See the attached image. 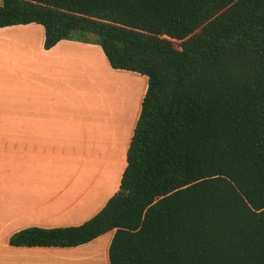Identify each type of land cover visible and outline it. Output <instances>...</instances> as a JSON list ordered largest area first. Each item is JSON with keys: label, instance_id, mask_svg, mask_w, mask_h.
<instances>
[{"label": "trees", "instance_id": "obj_1", "mask_svg": "<svg viewBox=\"0 0 264 264\" xmlns=\"http://www.w3.org/2000/svg\"><path fill=\"white\" fill-rule=\"evenodd\" d=\"M31 24L46 50L97 44L148 89L104 209L10 245L77 248L115 232L110 264H264V0H3L0 29Z\"/></svg>", "mask_w": 264, "mask_h": 264}, {"label": "crops", "instance_id": "obj_2", "mask_svg": "<svg viewBox=\"0 0 264 264\" xmlns=\"http://www.w3.org/2000/svg\"><path fill=\"white\" fill-rule=\"evenodd\" d=\"M147 89V78L112 69L97 44L46 50L41 25L0 29V264H110L115 232L77 248L10 240L78 227L104 209L120 189Z\"/></svg>", "mask_w": 264, "mask_h": 264}, {"label": "rangeland", "instance_id": "obj_3", "mask_svg": "<svg viewBox=\"0 0 264 264\" xmlns=\"http://www.w3.org/2000/svg\"><path fill=\"white\" fill-rule=\"evenodd\" d=\"M82 35H83V34H82ZM80 36H81V34H80ZM81 38H82V37H81ZM85 38L90 39V40H92V41H95V39H96V38H95L94 36H92V35H85ZM179 44H180L179 42H176V46H177V48H179ZM92 254H96V253L93 252ZM78 261H79V260H76V259H75V260H72L71 263H73V264H77V263H80V264H86L85 261H82V262H80V261L78 262ZM71 263H70V264H71Z\"/></svg>", "mask_w": 264, "mask_h": 264}]
</instances>
